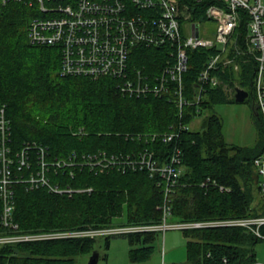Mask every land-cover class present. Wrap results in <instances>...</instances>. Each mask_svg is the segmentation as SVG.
Segmentation results:
<instances>
[{"label":"trees","instance_id":"16d2710c","mask_svg":"<svg viewBox=\"0 0 264 264\" xmlns=\"http://www.w3.org/2000/svg\"><path fill=\"white\" fill-rule=\"evenodd\" d=\"M209 4L200 3L193 20H204ZM36 12L34 0H0V109H5L13 154L28 144L44 146L50 164L46 175L51 184H58L56 192L28 182L31 172L39 169L34 146L31 166L13 165L18 178L12 185L13 220L18 232L53 236L0 245V264H81L78 256L91 254L99 238H104L107 258L111 238L117 234L128 238L133 261L149 259L159 250L160 230L90 231L163 223L165 178L144 160L152 157L163 165L178 146L183 173L171 195L172 219L208 222L264 216L260 174L254 164L264 147V125L260 144H231L215 106L234 102L235 95L221 85L210 86L199 102L195 100L209 49L188 50L184 74L188 103L181 109L174 93H130L122 88L121 78L63 74L61 47L35 43L29 36ZM240 29L247 30L246 17ZM169 57L165 44L141 41L130 53V73L156 75ZM255 68L250 61L238 71L220 73L250 96L255 91ZM205 111L200 128H191ZM255 112L263 123L257 108ZM171 133L176 134L174 142L165 141ZM124 213L125 222L115 223ZM256 228L264 235V224L182 228L186 262L252 264L258 261L255 246L263 239Z\"/></svg>","mask_w":264,"mask_h":264},{"label":"built area","instance_id":"2783aa9c","mask_svg":"<svg viewBox=\"0 0 264 264\" xmlns=\"http://www.w3.org/2000/svg\"><path fill=\"white\" fill-rule=\"evenodd\" d=\"M44 15L31 20L29 36L39 44L58 45L62 49V73L83 75L92 78L111 76L123 80L122 88L130 93L178 95L181 109L188 100L185 97L184 74L189 68V49L206 48L209 55L198 77L195 100L200 101L210 86H223L236 93L238 86L224 81L221 73L238 71L242 63L255 62V104L264 121V0H34ZM209 2L204 20H193L194 9L200 3ZM137 7V10L135 7ZM139 8V9H138ZM247 18V30L240 25ZM213 20L217 28L210 35L203 23ZM198 29V35H196ZM141 41L166 45L170 57L161 72L149 77L142 70L130 73V53ZM221 72V73H220ZM188 128V126H184ZM10 127L5 109H0V245L11 244L43 237L50 234L18 232L19 225L13 220L16 178L13 165L18 168L31 166L30 148L36 147L39 169L31 172L28 182L33 185H48L58 192V184H51L46 171L50 164L46 148L28 144L17 156L10 145ZM175 133L165 135V141H173ZM182 149L176 147L163 165L152 157L147 165L159 171L165 178L164 221L157 225L119 227L93 230L90 233H121L133 230H160L208 225L264 224V216L252 219H227L208 222L169 223L171 195L183 173ZM152 156V155H151ZM260 174L261 192L264 196V147L254 159ZM58 165V163H54ZM223 189V188H222ZM258 236L264 238L259 228ZM163 264H188L173 262ZM252 264H264L254 262Z\"/></svg>","mask_w":264,"mask_h":264},{"label":"rangeland","instance_id":"374dc122","mask_svg":"<svg viewBox=\"0 0 264 264\" xmlns=\"http://www.w3.org/2000/svg\"><path fill=\"white\" fill-rule=\"evenodd\" d=\"M202 28H207L210 35L216 30L217 23L213 20H208L206 23H203ZM250 88L249 90H251ZM255 96L256 92L254 91V95L251 94L243 102L234 101L216 104L215 110L223 118V131L229 143L247 147H254L261 143L263 136L262 125H264V121L262 119V123L261 118L256 116ZM207 114L208 112L205 111L201 116H198L191 123V128H200ZM125 220L126 214L124 213V215L116 217L114 222L119 224L125 222ZM167 221L169 223H176V220L172 219L171 216ZM172 243L175 244V247L171 249ZM185 243L186 238L181 229L169 228L160 233L156 243L159 250H156L152 257L146 260L133 261L130 257L128 238L124 235L117 234L111 238L107 258L104 257L106 252L104 238H99L92 253L78 256V261L81 264H89L92 254L98 253V264H158L160 259L162 260V255L166 253V247L169 248L168 254L172 252V254L178 255L182 254V251H185ZM255 248L258 262H264V238L256 244Z\"/></svg>","mask_w":264,"mask_h":264},{"label":"crops","instance_id":"0c3cea01","mask_svg":"<svg viewBox=\"0 0 264 264\" xmlns=\"http://www.w3.org/2000/svg\"><path fill=\"white\" fill-rule=\"evenodd\" d=\"M175 247V244L172 243L171 249ZM186 247V243H185ZM130 249V248H129ZM169 248L166 247V253L162 255V260L158 262V264L165 263H173V262H186L187 260V249L185 248V251H182V254L174 255L172 252H169Z\"/></svg>","mask_w":264,"mask_h":264},{"label":"water","instance_id":"95a60500","mask_svg":"<svg viewBox=\"0 0 264 264\" xmlns=\"http://www.w3.org/2000/svg\"><path fill=\"white\" fill-rule=\"evenodd\" d=\"M196 35H198V29H196ZM249 96V92L245 90L244 88L237 87L236 88V93H235V101L237 102H243L245 101ZM99 261V254L98 253H93L92 257L89 261V264H98Z\"/></svg>","mask_w":264,"mask_h":264},{"label":"bare ground","instance_id":"6f19581e","mask_svg":"<svg viewBox=\"0 0 264 264\" xmlns=\"http://www.w3.org/2000/svg\"><path fill=\"white\" fill-rule=\"evenodd\" d=\"M206 4V3H205ZM207 7V6H206ZM205 7V8H206ZM42 16V15H44V13H42L41 11H40V9L38 8V12H36V14L32 17V19H34L35 17H37V16ZM31 19V20H32ZM31 22V21H30ZM165 56V55H164ZM163 64H164V58H163ZM147 70V69H146ZM149 73V72H148ZM154 75V74H153ZM197 81V80H196ZM175 126V125H174ZM173 129H175V128H173ZM174 142V141H173ZM117 166V165H116ZM126 168V167H125ZM149 170V169H148ZM161 180V179H160ZM163 184V183H162Z\"/></svg>","mask_w":264,"mask_h":264}]
</instances>
